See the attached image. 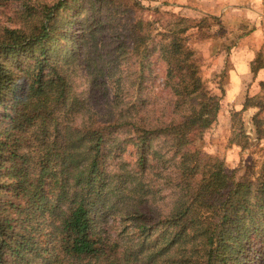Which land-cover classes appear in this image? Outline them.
Returning a JSON list of instances; mask_svg holds the SVG:
<instances>
[{
    "label": "trees",
    "instance_id": "16d2710c",
    "mask_svg": "<svg viewBox=\"0 0 264 264\" xmlns=\"http://www.w3.org/2000/svg\"><path fill=\"white\" fill-rule=\"evenodd\" d=\"M151 1L0 0V264H264V154L238 174L203 143L227 75L188 37L216 34L157 29ZM259 86L241 152L264 146Z\"/></svg>",
    "mask_w": 264,
    "mask_h": 264
},
{
    "label": "rangeland",
    "instance_id": "374dc122",
    "mask_svg": "<svg viewBox=\"0 0 264 264\" xmlns=\"http://www.w3.org/2000/svg\"><path fill=\"white\" fill-rule=\"evenodd\" d=\"M177 2L178 5H176ZM225 3L228 5H244L249 23L244 25L242 21H238V18H235V14L232 12H229V14L231 18H234V21H237L236 25H233V20H229L226 14H224L223 17L221 15L220 18L217 17L216 19L210 15L201 16L202 14L213 13L212 5H224ZM14 4L15 3H13V5ZM248 4L251 5L250 8ZM257 5L259 6L257 0H153L148 4H145L144 10L141 12L142 16L146 19L156 20L157 24L155 26L157 29L167 28L168 24L172 25V23L176 22L178 18L186 17L194 23L206 20L204 26L207 25L209 27L206 30V35L210 36L213 32L216 34L214 39L209 38L202 42L195 43H193V35L188 37V40L192 43L191 47L197 54L195 57L199 56L201 61L205 63V66L210 64L209 67H205L206 75H210L213 72H216L217 69L224 68V66L227 75L226 84L224 86L226 94L221 98V110L217 122L210 130L205 132L206 134L203 143L209 149L211 148L214 154L222 159L225 163V167L229 171L236 170L238 174L243 173L246 169L251 173L256 172L262 160V155L264 154V146L261 143L255 145L253 151L248 150L241 152L239 151V148L233 149L227 141L230 134L229 127L231 113L239 110L244 97L243 93L239 92L237 86H233L232 90L230 89L231 87H229L230 85L228 86L229 80L235 72V66L240 64V61H245V56L250 53L253 55L250 62L254 63V65L263 66V69L259 72L261 73V71H263V75H260V77L261 79H264V26L254 32H247L246 30L247 27L256 23L255 19L258 13L252 9L257 8ZM193 8H196V10L194 11ZM225 13H227V11H225ZM4 20V17L0 18L1 22ZM204 28L206 29V27ZM223 41L231 43L228 52L224 48H220V50L218 48ZM161 66L162 65H158L155 67L156 71L159 72V77L157 79L158 83H160L162 79L161 75L163 70ZM238 70L236 71L238 72ZM257 76L256 80L259 81L260 78ZM252 84L253 83H247L245 85V96H254L263 92L260 90L259 82H256L255 85ZM77 89L80 90L87 88L85 86L78 87ZM227 89H230L228 93ZM230 96H233V99H231ZM250 115L251 110L246 111L243 114V119L246 122L247 132H250L252 135L250 124L248 123ZM127 157H129V151L126 155V158ZM246 165H248L249 168L245 167Z\"/></svg>",
    "mask_w": 264,
    "mask_h": 264
},
{
    "label": "crops",
    "instance_id": "0c3cea01",
    "mask_svg": "<svg viewBox=\"0 0 264 264\" xmlns=\"http://www.w3.org/2000/svg\"><path fill=\"white\" fill-rule=\"evenodd\" d=\"M257 3L259 4V6L257 5V8H255V9L251 8L252 10H254L258 13V15L255 19L256 23H253L254 25H252L250 27L245 26V27H247V29H246L247 32H254L255 30H258V29L262 28V26H264V23H263V21H264V0H257ZM176 5H178V2ZM248 6H249V8L251 7L250 4H248ZM187 7H189V6H187ZM193 9H194V11L196 10V8H193ZM212 10H213L212 11L213 13H206V14H202L201 16L203 17V16L210 15L212 17H216V18L219 17L220 18L221 15L223 17L224 14H226L227 18H229V20H233L234 18H231L230 14H229V12H232L233 14H235V18H238V21H242V23L244 25H247L249 23L248 18H247V14H246V8L244 5L243 6L240 4L239 5H228L227 3H225L224 5L215 4V5H212ZM225 11H227L228 14L225 13ZM199 14H200V12H199ZM232 22H233V25L237 24V21L233 20ZM252 56L253 55H251L250 53L247 54L245 56L246 57L245 61H243V62L240 61V64L235 66V72L233 73L232 77L230 78L229 84H228V86L230 85L229 87H231L230 88L231 90L233 89V86H237L239 92L243 93L244 97H243L242 104L240 105V108L242 107L244 99H245V85L247 83H250V84L253 83L255 85L256 82L258 83L259 81L264 80L263 78L261 79V77H260V75H263L262 74L263 71H261V73L259 72L263 68H261L256 74L251 72V67H250L251 62L250 61H251ZM242 59H244V58H242ZM236 70H238V72ZM256 76L260 78L259 81L256 80ZM229 90L227 89V93L229 92ZM230 98L233 99V96H230Z\"/></svg>",
    "mask_w": 264,
    "mask_h": 264
}]
</instances>
